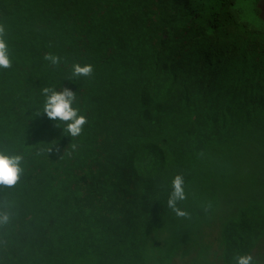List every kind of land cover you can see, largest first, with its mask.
<instances>
[{
    "label": "trees",
    "instance_id": "trees-1",
    "mask_svg": "<svg viewBox=\"0 0 264 264\" xmlns=\"http://www.w3.org/2000/svg\"><path fill=\"white\" fill-rule=\"evenodd\" d=\"M259 1L0 0V151L24 156L20 183L0 187V264H264ZM190 7L230 17V33L174 40ZM74 62L93 77L71 79ZM44 87L77 93L79 137L42 112ZM177 174L189 219L167 207Z\"/></svg>",
    "mask_w": 264,
    "mask_h": 264
},
{
    "label": "clouds",
    "instance_id": "clouds-1",
    "mask_svg": "<svg viewBox=\"0 0 264 264\" xmlns=\"http://www.w3.org/2000/svg\"><path fill=\"white\" fill-rule=\"evenodd\" d=\"M221 1V0H220ZM263 14L264 0L258 3ZM177 24L179 28L178 35L174 40L184 43L196 45L197 38L202 40L205 47V39H208L213 33H222L224 35L230 33L231 20L220 21V13L211 9L187 8L180 9ZM5 27L0 24V69H9L12 67V59L6 40ZM181 55H177L179 59ZM44 60L52 67H59L62 64V57L55 53H47ZM70 78H92L94 74V66L90 63L81 64L79 62L72 63L70 67ZM41 95L44 97L42 112L51 121H57L58 124L64 125L63 131L72 138L79 137L84 130V126L88 123L85 115L81 114L79 107H74L78 103L77 93L70 88L57 90L54 87H44L41 89ZM57 124V126H58ZM75 145H73V148ZM52 149H48L51 152ZM24 156L22 153H8L0 151V187L12 189L21 181L24 173ZM187 199L185 190V181L181 174H177L171 181V191L167 199V207L178 217L189 219L190 213L183 210L178 205ZM7 207V208H6ZM13 219L11 206L5 203L0 204V227L8 225ZM233 264H260V260L252 254L236 255L233 257Z\"/></svg>",
    "mask_w": 264,
    "mask_h": 264
},
{
    "label": "rangeland",
    "instance_id": "rangeland-1",
    "mask_svg": "<svg viewBox=\"0 0 264 264\" xmlns=\"http://www.w3.org/2000/svg\"><path fill=\"white\" fill-rule=\"evenodd\" d=\"M261 8H263V14H262V16L264 17V5L263 6L261 5Z\"/></svg>",
    "mask_w": 264,
    "mask_h": 264
}]
</instances>
